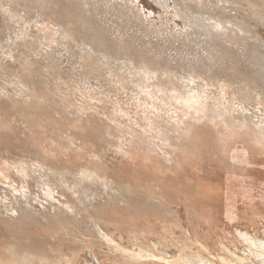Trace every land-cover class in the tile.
I'll use <instances>...</instances> for the list:
<instances>
[{"label": "rangeland", "instance_id": "1", "mask_svg": "<svg viewBox=\"0 0 264 264\" xmlns=\"http://www.w3.org/2000/svg\"><path fill=\"white\" fill-rule=\"evenodd\" d=\"M177 1H90L96 9L95 13L98 14L95 19L101 20L106 26L107 39L109 41L117 39L120 43L117 45L106 43L104 46L95 47L96 55H93V59L79 60L82 65L87 64L91 70L87 71V68L82 67L81 76L77 77H74L71 70H65L62 76L66 79L60 78L58 69L53 65L50 63L46 65L48 59L44 60L42 57L44 51L48 50L45 44L49 43L50 38L52 40L59 38L60 34L55 31L54 26L63 24L72 37L67 49L63 46L68 52L67 59L73 57L77 61V48L80 43L76 42L86 38L85 31L70 26L66 19L60 21L54 13H48L46 26L30 27L31 29L23 31L19 24L13 26L10 23V27L0 28V187L12 191L24 204L28 199L27 208L32 210L37 215L36 219L41 222L38 223L36 220L25 222L23 221L25 215L21 214V218L20 213L3 217L5 219L0 221V247L11 246L16 249L18 257L27 255L29 259L38 261V264H44L48 260L51 262L59 250L67 252V245L71 242L69 237L64 236L63 228L61 229L64 231L60 232L59 229H53V225H48L50 228L47 225L43 227L46 223L41 218L42 211H52L49 207V203H52L68 213L74 210V216L78 218V213L84 207L81 202L92 200L99 204L94 210L95 215L91 213V217L96 222L99 219L106 232H114V237L127 249L135 250V243L126 235L125 229L117 228V224L121 223L126 229L135 228L139 238L137 242L149 249L148 253L156 252L155 248L172 256L197 253L198 246L183 236L187 235L184 230L186 227L195 238L197 235L200 236L208 252L215 257H222L225 252L218 254L219 249L214 243L226 245L232 253L237 252L232 246V243L237 244L236 235L227 234L232 232V227L239 224L237 222L230 224L224 218L226 211L224 201L221 202V206L217 204L212 207L211 215L203 216L204 218L192 217L185 214L183 207L171 203L169 193L167 195V192H158L156 186L152 188V192L146 190L143 183L148 181V178L139 175L134 182H117L116 175L113 174L118 165L127 167L135 155L142 158L151 152L155 156H160L158 153H167L168 157L187 154L188 149L181 148L180 144L184 143V123L189 121L187 113H192L191 103L188 102V99L193 100L192 97L202 100L215 112L208 114L210 118L203 119L207 120L205 122L208 125L209 119H213L216 126L222 125L220 118L215 116L219 115L226 119L227 124L253 125L264 129V84L260 78L261 74L264 76V68L252 65L243 54L246 52L243 46L238 43H221L222 46L216 55H213V58L208 56L203 37L197 35V29L191 28L188 23L189 19L194 21L197 14L192 13V10L188 12L182 4L186 3L195 9L204 8L219 16L226 15L225 12L232 16L236 13L235 11L231 13L233 8L229 2L237 1L222 0L220 4L213 0L215 7L211 5L206 7L205 0H180L182 1L179 2L182 4L180 7L175 4ZM253 1L264 3V0ZM20 11L23 15V9ZM4 15L0 13V25L2 22L7 23ZM242 15L248 18L251 27L264 38V24L260 23V20L254 21L258 19L257 16L249 10H243ZM204 18L203 15L202 19ZM209 22L211 21H205V24ZM220 29L214 30V34L219 36L218 40H229L227 35L229 31ZM19 31L23 32V35L19 36L22 41L16 43H21L19 45L21 52L14 56V61L8 60L4 52L10 50L12 47L10 43H15L14 37ZM118 48L126 54L116 55L114 51ZM100 54L108 55L109 63L105 66H99L101 59L96 57ZM197 57L204 58L207 63L212 61L209 65L211 69L200 64L197 70L202 74H193L195 77L193 83L190 81L192 73L186 70L187 68L178 67ZM191 63H194V60ZM68 66L72 67V64ZM93 69L101 75L100 82L94 78ZM211 75L216 77L210 79ZM68 77L74 79L69 81ZM19 80L35 84V91L30 94L22 93ZM191 117L195 120L193 124H200L202 119L197 117L196 113ZM71 124L78 127L73 128ZM81 126L85 128L83 131ZM213 128L216 129L215 126ZM232 130L243 131L235 127H232ZM216 137L218 139L217 135ZM235 137V141L232 142L230 138L228 147L222 150H226L229 157L231 153L234 156H231L232 158L238 155L241 161L248 156L251 159L247 142ZM26 139L38 141L36 149L42 148L45 156L62 159L63 162L57 164L54 162L46 167V170L44 166L42 167L43 163H40L42 161H37L38 155L27 154L24 151ZM217 139L216 142L219 140ZM224 141L227 143L226 140L222 143ZM189 150L192 151L191 148ZM211 154L209 160L200 164L206 163L207 166H210V163L214 164L211 161L216 157ZM22 156L24 158L21 159ZM259 158L263 162L250 160L242 164L236 161L241 165H235L233 164L236 163L235 160L233 162L230 160L231 165L228 162L227 166L216 165L218 169L215 166L219 173L234 170L235 176L238 173L240 175L238 178L247 185L246 193L253 199L237 196L232 206L236 211L241 210L238 213L251 202L264 210V176L254 172L255 170L264 172V155L259 154ZM92 163L108 169L111 176H104L109 182L106 186L101 185L99 180L85 182L78 180L79 175ZM163 163L171 165L162 160L161 165ZM207 166L205 169H209ZM220 167L222 168L219 169ZM205 169L189 168V171L201 175ZM46 171L54 175L53 180L58 185L52 187V199L44 196L46 191L44 183L48 178ZM66 177L72 178L76 183L70 188L64 183L67 192L62 191L60 183L57 182ZM16 214L19 217L18 215L16 217ZM111 214L115 218L110 217ZM93 215L97 216L94 218ZM80 221L79 219L76 223H70V236L79 231L86 239L91 238L88 237L90 234L86 232L84 226L80 225ZM164 225L177 226L169 239L164 236ZM149 226H154L152 229L155 231L148 230ZM258 231L254 235L257 240L262 239L261 229ZM237 247L240 250L243 248L239 244ZM83 248H79L81 252L78 264L86 262L93 264ZM100 249L101 247L96 249L99 256L103 255L101 251L110 254L106 246H103L101 251ZM225 255L229 256L228 251Z\"/></svg>", "mask_w": 264, "mask_h": 264}, {"label": "bare ground", "instance_id": "2", "mask_svg": "<svg viewBox=\"0 0 264 264\" xmlns=\"http://www.w3.org/2000/svg\"><path fill=\"white\" fill-rule=\"evenodd\" d=\"M59 1L63 3L60 4ZM90 1L92 0H0V13L3 15L5 14L4 19L7 20V23L2 22L0 28L10 27V23L13 26L19 24L20 28L23 29V31H25L26 29H31L30 27H40L41 25L46 26L45 24L47 22L48 13H54L55 15H57L60 21L63 19L68 20L70 26H76L87 33L85 39H79L76 42L80 43L77 48L78 57L76 59L78 60L76 61L73 57H71L69 60L67 59L68 52L63 48V46H65L67 49V45L71 42L72 37L71 33L66 30L63 24L56 26L53 25L56 29L55 31L59 32L60 36L59 38L56 37V39L54 38L53 40L51 38L49 39V43L45 44L48 50L44 51L42 57H44V60L48 59L46 60L48 61L46 64L47 66L50 63L55 69H58L57 72L61 79H66L62 76L65 70H71L73 75H75L74 77L81 76L80 70L82 67L87 68V71H90L91 68H88L87 64L82 65L79 60H83L85 58L93 59V55H96L94 48L97 46L101 47L106 45V43H114V45L120 43V40L117 39H111L110 41L107 39V36L105 35L106 26L101 20L98 19L97 21L95 19L98 14L95 13L96 9L93 8V3H91ZM205 1H207L205 3L206 7H209L208 5L215 7V4L212 2L213 0ZM236 1L237 2H229V5L231 6V8H233L231 10V13H234V11L236 13V15L232 16L227 15L228 13L226 12V15L219 16L218 14H213L212 12L205 10L204 8L199 9V7H197V9H195L194 7H192L191 5H187L186 3L182 4L183 8L187 9L188 12L192 10V13L197 14L194 21H191L189 19L188 23L191 28L197 29V35L203 37L205 50L209 53L207 54L208 56L213 58V55H216L219 48L222 46L221 43H238L239 45L243 46L244 50L246 51L243 54L247 57V60H249L252 65L258 66L259 68H264V38H262L258 34V32L251 27L248 18L242 15L243 10H249L258 18L254 19V21L260 20V23L264 24V3H255L253 0ZM179 2L182 1L178 0L175 4L181 7L182 4H180ZM216 2L221 4L222 0H216ZM233 6L236 7L234 8ZM20 9H23V15H21ZM224 10L225 9H223V11ZM215 11H217V9H215ZM203 15L205 17L204 19H202ZM205 21L211 22L205 24ZM220 28L229 31V33L227 34L229 40H218L219 36L214 34V30L218 29L220 31ZM21 34L23 35V32L19 31V33L15 35V43H10L12 45L10 50L8 52H4L8 60L11 59L14 61V56L17 55L18 52H21L19 47L21 43H16V41H22V39L19 37L21 36ZM120 50L121 49L118 48V50L114 51V53L116 55H119L120 53L126 54L125 51L122 52ZM96 58L101 59L99 61V66H105L107 63H109L108 55L100 54ZM193 60L195 65L194 63H191ZM193 60H191V62L190 60H188L186 61V63H183L185 61H182L184 65H181L180 63L181 66H179L178 68H187L186 70H189L192 73L190 74V81L195 83V77L193 76V74H202L197 70L200 64H204L206 67L208 66L211 69V66L209 65L212 61L207 63L205 59L201 57H197ZM71 64L72 67H69L68 65ZM92 72L95 74L94 78H96L100 82L99 78L101 77V75L96 72L95 69H93ZM74 77H68V80L71 81L74 79ZM215 77L216 75H211L210 79ZM260 78H262V82L264 84V76H262V74L260 75ZM19 84L21 85L20 91L22 93L29 92L30 94V92L32 93L33 91H35V84L31 85L23 80H19ZM192 99L193 100L188 99V102L191 103L190 108L192 109V113H187V119L189 121L184 123V143L180 144L181 148L188 149L187 154H182L180 156L172 155V157H168L167 155L169 154L167 153H158L160 156H155L154 153L151 152L145 154V156L142 158L138 155H135L131 158V161L128 162V164L126 165L127 167L118 165V167L115 168V172L113 174L116 175L117 182H134V179L138 178L139 175L148 178L149 180L143 183L146 185L144 186L146 190L152 192V188L156 186L159 189L158 192H167V195L170 194L171 203L176 204V206L178 207H183V209L185 210V214H188L192 217L197 216L198 218L202 216V218H204L203 216L211 215L212 207L214 208V205L217 204L221 206V202L224 201V209L226 210L224 218H226L230 224H232V222H237L240 225V227H238L239 225L234 228L232 227V232L228 233L227 236H232L231 234L236 235L237 244L242 245V250L237 247V244L232 243V246L237 250V252L232 253L230 248L226 245H218L214 243V246L219 249L218 254L220 252H225V254H227V251L229 254V256L224 254L222 255V257H215L208 252V248L201 241L200 236L197 235V238H195L189 228L186 227L184 228V230L187 232V235L183 234V236L184 238L189 240V242L192 241L198 246L199 251L197 253H191L189 255L182 253L179 256H172L164 252L163 250H157L155 246L154 248L156 252L153 251V253H148L147 251L150 250L144 248L139 242H137V240L139 241V238L137 237L138 233L136 232L135 228L126 229L121 226V223L117 224V228L119 230L125 229L126 235L129 238H132V241L135 243V250H130L123 247V245L118 242V240L114 237V232H106L100 225L99 219L97 220L98 222H96L95 219L91 217L92 214L95 215L94 210H96L99 202H92V200H89L87 202H81L84 207L78 213V218L74 216V210L71 213H68L67 211L60 209L58 206H54L52 203H49V207L52 209V211H42L41 218L44 220V223H46L43 227H45L46 225H53L55 227H53V229H59L60 232L64 229V236L66 238L69 237L71 242L67 245V252H63V250H57V256L51 262L50 260H48L44 264H78L77 261L80 259L79 252H81V249L79 250V248L81 247H84L83 249L85 251V254H88V258L92 260L93 264H259V262L261 264H264L263 208L257 204H252V202L247 203L246 201H244L247 204L243 208V211L241 213H238L241 210L236 211V208L232 206V203L235 202L237 196L242 195L246 196L247 198H252L249 197L250 195L246 193V183L241 178H238V173L237 176H235L236 174L234 170L225 173H219V171L216 170L218 165L221 166L222 164H224L225 166H227L228 162L231 165L233 160H235V162H242V164L244 162L248 163L250 160H253L254 162H263L259 158V154L264 155V129H260L258 126L253 125L227 124L226 119L221 118L219 115L215 116L220 118V122L222 123V125L216 126V122H214L213 119H209L210 123L208 125L205 122L207 120L203 121V119L210 118L208 114H214L215 112H213L212 109H210L208 105L202 100L195 97H192ZM194 113L197 114V117L202 119L200 121V124H193L195 120L191 117V115ZM71 126L73 128L78 127L75 124H71ZM214 126L216 129L213 128ZM232 127H235L236 129H242L243 131L237 132L235 130H232ZM253 127H255V129ZM83 128L84 126H81L82 131L85 129ZM210 134L214 136L211 137ZM216 135L218 136L219 140L217 139ZM234 137L247 142L248 148L250 150L247 148V146L245 147L247 150H249L248 152L251 154V159L250 156L247 155L248 157L243 158L241 161V158L237 157L238 155L234 154L236 158H232L234 156H232L231 153L229 157L226 153V150H222L228 147V141H230V138L231 141L234 140ZM216 139L218 140V142L215 141ZM223 140H226L227 143L224 141L223 143L226 144H223ZM24 144V151L27 154L38 155L37 161H42L40 163H43L42 167L44 166L45 169L54 162L56 164L60 161L61 163L63 162L62 159H51L45 156L42 148L36 149L38 141H30V139H26ZM190 148L192 149V151L189 150ZM234 148L236 150V146ZM230 152L232 151L230 150ZM210 153L214 154L216 159H214V161L210 160L214 164L208 162L210 163V166H207L208 164L205 163L206 166L209 167V169H205V164L200 163L209 160ZM237 153L239 154V152ZM212 154L211 156H213ZM22 158H24V156H22L21 159ZM162 160H164L166 163H171V165H165V163L161 165ZM230 160L232 162H230ZM71 162L73 161L71 160ZM237 162H233V164L241 165ZM256 165L258 164L256 163ZM259 165H261V163ZM232 166L237 168L234 165ZM198 167L205 169V172L200 175L197 172L189 171V168L197 169ZM246 167L247 166H245V168ZM221 168L222 167H220L219 169ZM86 170L84 173L79 175V181L85 182L99 180L101 185H107L108 181L105 180L106 178L104 177L110 175L107 168L102 165L98 166L97 163L95 165L94 163H92V165L86 168ZM46 172L48 174V178L44 183V185L46 186L44 196L52 199V187L58 185L53 180L54 175L49 174L48 171ZM237 172L239 171L237 170ZM254 172L255 174L264 176V172L262 171L255 170ZM130 173H132V175ZM57 182H59L61 185L59 186L60 189L62 191L65 190L66 192L67 190L63 185L64 183L68 184V188H70L72 185H76V183L72 181V178L69 177L64 178V180H58ZM76 189H78V187ZM24 194H22L23 198ZM20 200L21 199L16 197L12 191L0 187V221L5 219L3 217H11V215L13 216L15 213H20V216L21 214L25 215L23 217V221L25 222H35L36 220L38 223H41L36 219L37 215H35L32 210L27 208L28 199L25 204ZM240 208L241 207H239V209ZM100 214H102V211L100 212ZM17 215L18 214H16V217ZM94 215L93 217L95 218L98 214L96 216ZM112 216L113 215L111 214L110 217ZM113 218H115V216H113ZM79 219L81 220L80 225L82 224L84 226L86 232L90 234H88V237L91 236L92 239H86L84 234L80 233L79 231L75 233L74 228L73 229L75 234H72L70 236V223H76L77 221H79ZM25 222H23V225H25ZM48 228L50 227L48 226ZM66 228H68V231L66 230ZM152 228H154V226H149L148 230H152V232H154L155 230ZM174 228H177V226L164 225V236L169 239L171 237V234L174 232ZM259 229H261L262 232V239L257 240L254 238V235L259 232ZM103 246L107 247V249L110 251V254L101 251L103 249ZM100 247V251L103 253L102 256H99L96 250ZM201 252H203L204 254H202ZM205 256L207 257L204 258ZM103 258H106V261L103 260ZM38 263V261L29 259L27 255L18 257L16 255V249H13L11 246L0 247V264Z\"/></svg>", "mask_w": 264, "mask_h": 264}]
</instances>
